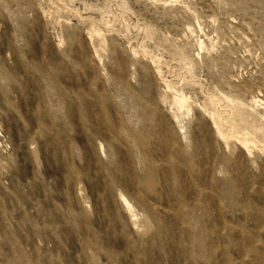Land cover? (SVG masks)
Instances as JSON below:
<instances>
[{"label": "rangeland", "instance_id": "374dc122", "mask_svg": "<svg viewBox=\"0 0 264 264\" xmlns=\"http://www.w3.org/2000/svg\"><path fill=\"white\" fill-rule=\"evenodd\" d=\"M0 264H264V0H0Z\"/></svg>", "mask_w": 264, "mask_h": 264}]
</instances>
